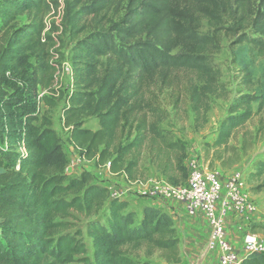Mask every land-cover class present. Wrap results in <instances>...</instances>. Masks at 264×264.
<instances>
[{
	"label": "trees",
	"instance_id": "obj_1",
	"mask_svg": "<svg viewBox=\"0 0 264 264\" xmlns=\"http://www.w3.org/2000/svg\"><path fill=\"white\" fill-rule=\"evenodd\" d=\"M60 25L46 21L60 0H0V264H153L160 254L180 264V239L162 210L113 199L111 190L83 172L67 173L70 160L53 122L40 116L64 101V127L82 159L110 164L131 181L143 160L173 186L185 185L186 148L161 120L188 100L196 116L220 94L214 65L224 39L250 83L253 61H264V0H63ZM204 22L209 31L202 33ZM55 31L68 37L71 94L55 90ZM264 93L233 101L217 144L251 119L250 105ZM89 120L98 129L86 128ZM255 172L264 175V163ZM86 216V234L70 233L67 220ZM144 251L142 255L141 252ZM243 264H264V254Z\"/></svg>",
	"mask_w": 264,
	"mask_h": 264
},
{
	"label": "rangeland",
	"instance_id": "obj_2",
	"mask_svg": "<svg viewBox=\"0 0 264 264\" xmlns=\"http://www.w3.org/2000/svg\"><path fill=\"white\" fill-rule=\"evenodd\" d=\"M52 22L54 21L50 18L47 21L48 24ZM208 31L207 23L204 22L202 33L205 34ZM53 36L58 42L53 62L59 65L55 90L68 95L73 91V75H70L65 69L67 65H71L72 46L68 37L61 31H55ZM229 45L230 41L224 39L220 53L213 60L215 67L221 71L220 83L223 88H221L220 94L209 101V111L204 116L202 112L197 121L188 100H185L178 110L169 109L170 117L161 120L160 124L167 134L186 148L185 166L188 171L187 162L191 155L192 158L202 160L208 169L218 171L225 177L234 172H240L243 174L246 189L252 199L257 206L259 204L264 208V175L258 176L255 172L256 165L264 163V106H261L259 102H253L250 105L251 119L245 126L237 129L226 144H217L222 123L229 117V109L233 101L244 95L259 97L264 93V61H253L250 67L251 75H249L251 80L250 83H247L246 73L241 71V67L235 60L238 49L233 51ZM65 106L64 101L59 102L56 108L48 111L40 106V116L46 113L52 119L53 127L59 135L62 146L69 149L70 163L74 164L69 175L78 177L82 170L88 169L86 165L89 161L82 159L81 154L77 153L70 141L71 132L64 127L62 118V110ZM85 127L96 130L98 121L89 120ZM156 170V167L151 164L148 154L144 152L143 160L135 177L137 180L139 177L145 176L156 177ZM103 171L104 169H99L97 166L94 173L100 177L101 174L104 175ZM106 178L114 179L107 173ZM118 182L113 187V191H117L120 184H125L123 178L118 179ZM138 212L140 211L138 210ZM67 221L72 224L70 233L74 234L77 231L83 233V240L88 248V257L93 259V243L86 234L88 218L75 213ZM258 234L264 238V227H261ZM141 254L143 255L144 251ZM143 260L153 264H167L158 253L150 258L143 256Z\"/></svg>",
	"mask_w": 264,
	"mask_h": 264
},
{
	"label": "built area",
	"instance_id": "obj_3",
	"mask_svg": "<svg viewBox=\"0 0 264 264\" xmlns=\"http://www.w3.org/2000/svg\"><path fill=\"white\" fill-rule=\"evenodd\" d=\"M63 14L64 3L60 0L59 7L49 17L60 25ZM65 70L73 75L71 65H67ZM73 166V162L72 165L69 163L68 174ZM188 168L189 178L185 185L157 182L148 191L142 192L143 196L174 201L183 205L192 218L204 220L209 229V250L218 254V264H243L249 255L264 254V238L250 227L258 220L255 217L259 209L246 189L243 174L234 172L228 177L222 176L218 171L208 169L197 158L191 159ZM110 190L113 199L126 200L122 199L123 195L118 190ZM232 216L241 225L243 254L236 253L229 240L228 223Z\"/></svg>",
	"mask_w": 264,
	"mask_h": 264
},
{
	"label": "crops",
	"instance_id": "obj_4",
	"mask_svg": "<svg viewBox=\"0 0 264 264\" xmlns=\"http://www.w3.org/2000/svg\"><path fill=\"white\" fill-rule=\"evenodd\" d=\"M53 128L56 130L55 127ZM75 149L77 150V153H80V150L76 147ZM64 150L69 157V149L64 147ZM191 159L192 156L190 155L187 162L188 165ZM86 166L88 169L82 170L80 175L83 172L92 174L93 183L102 187L113 189L115 184L119 183L118 179L123 178L125 184H120L121 186L118 188V191L120 195H123L122 199L133 201V207L135 210L141 211L144 207H154L162 210L173 219L180 239V264H218V254L209 250V229L204 220L201 218H192L183 205L174 201L162 197L155 198L143 196L142 192L148 191L154 183H167L164 176H162L157 170L156 177L145 176L139 177L138 180L130 181L124 174L111 173L108 164L99 165L96 160H91ZM97 166L99 169H104V175L101 174L100 177L95 175L94 172L97 170ZM105 172L109 174L111 178L114 177V179L106 178ZM221 175L223 176V174ZM258 209V215L255 217V219L258 220L250 225L251 229L256 233H259L261 227H264V208L258 204ZM239 225L238 219L232 216L228 223V234L233 250L236 253L243 254V236L240 230L241 225Z\"/></svg>",
	"mask_w": 264,
	"mask_h": 264
}]
</instances>
